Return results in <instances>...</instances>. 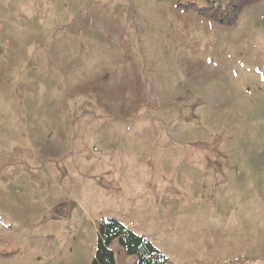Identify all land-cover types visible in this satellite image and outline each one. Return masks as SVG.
Masks as SVG:
<instances>
[{
    "label": "rangeland",
    "instance_id": "obj_1",
    "mask_svg": "<svg viewBox=\"0 0 264 264\" xmlns=\"http://www.w3.org/2000/svg\"><path fill=\"white\" fill-rule=\"evenodd\" d=\"M243 1L0 0V264H91L106 219L162 264H264V0Z\"/></svg>",
    "mask_w": 264,
    "mask_h": 264
},
{
    "label": "trees",
    "instance_id": "obj_2",
    "mask_svg": "<svg viewBox=\"0 0 264 264\" xmlns=\"http://www.w3.org/2000/svg\"><path fill=\"white\" fill-rule=\"evenodd\" d=\"M248 3H250V0H244L240 6L232 5L233 9L231 12L236 14L240 11L241 6ZM214 17L213 15V18ZM218 21L224 23L221 20ZM227 24L230 25V22H227ZM97 229V248L91 264H116L114 255L109 248L114 240L118 241L127 255H134L137 257L134 264H162L165 261L164 256H162L147 240L137 236L114 219L100 221Z\"/></svg>",
    "mask_w": 264,
    "mask_h": 264
}]
</instances>
